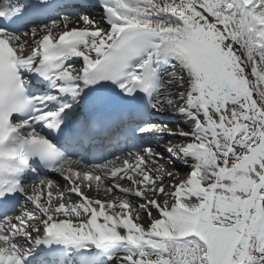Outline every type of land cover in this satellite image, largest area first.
Instances as JSON below:
<instances>
[{
    "label": "snow or ice",
    "instance_id": "1",
    "mask_svg": "<svg viewBox=\"0 0 264 264\" xmlns=\"http://www.w3.org/2000/svg\"><path fill=\"white\" fill-rule=\"evenodd\" d=\"M0 264H264V0H5Z\"/></svg>",
    "mask_w": 264,
    "mask_h": 264
},
{
    "label": "bare ground",
    "instance_id": "2",
    "mask_svg": "<svg viewBox=\"0 0 264 264\" xmlns=\"http://www.w3.org/2000/svg\"><path fill=\"white\" fill-rule=\"evenodd\" d=\"M1 1V0H0ZM100 12H101V10L99 11V13H96V14H94V15H99L100 14ZM170 112H171V109H166V112H165V115H170ZM184 118V117H183ZM169 128H171V129H173V130H176L177 128H178V126H171V125H169ZM181 128H185V130H187V128H186V126H184V127H181ZM173 138H172V143H173ZM178 168H180V171H181V175L183 176L186 172H184L185 170H184V167L183 166H180V165H178ZM64 183H61V185H63ZM89 196H95L96 194H95V192H93V191H89L88 193H87Z\"/></svg>",
    "mask_w": 264,
    "mask_h": 264
},
{
    "label": "rangeland",
    "instance_id": "3",
    "mask_svg": "<svg viewBox=\"0 0 264 264\" xmlns=\"http://www.w3.org/2000/svg\"><path fill=\"white\" fill-rule=\"evenodd\" d=\"M181 121H185V118H182ZM180 127H182V125H181ZM183 127H184V126H183ZM168 139H169L168 137H165V138H164V142H163L162 147L167 145V141H168ZM173 139H174V140H173V143H180V142H182L181 139H178V138H173ZM184 170H185L184 172H187V171H188L187 168H184Z\"/></svg>",
    "mask_w": 264,
    "mask_h": 264
}]
</instances>
